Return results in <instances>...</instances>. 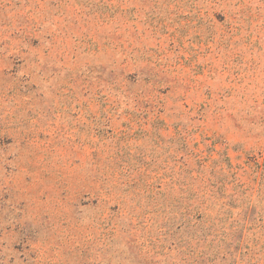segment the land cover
Masks as SVG:
<instances>
[{
    "label": "rangeland",
    "instance_id": "rangeland-1",
    "mask_svg": "<svg viewBox=\"0 0 264 264\" xmlns=\"http://www.w3.org/2000/svg\"><path fill=\"white\" fill-rule=\"evenodd\" d=\"M0 264H264V0H0Z\"/></svg>",
    "mask_w": 264,
    "mask_h": 264
}]
</instances>
